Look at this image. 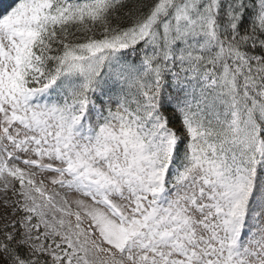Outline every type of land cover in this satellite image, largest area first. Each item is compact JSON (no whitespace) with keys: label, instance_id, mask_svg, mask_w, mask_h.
Segmentation results:
<instances>
[{"label":"snow or ice","instance_id":"1","mask_svg":"<svg viewBox=\"0 0 264 264\" xmlns=\"http://www.w3.org/2000/svg\"><path fill=\"white\" fill-rule=\"evenodd\" d=\"M0 264H264V0H0Z\"/></svg>","mask_w":264,"mask_h":264}]
</instances>
